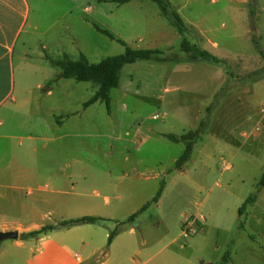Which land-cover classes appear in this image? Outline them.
<instances>
[{
    "label": "rangeland",
    "instance_id": "rangeland-1",
    "mask_svg": "<svg viewBox=\"0 0 264 264\" xmlns=\"http://www.w3.org/2000/svg\"><path fill=\"white\" fill-rule=\"evenodd\" d=\"M31 1L36 58L25 68L24 89L46 81L47 73L56 87L59 70L42 63L40 53L50 62L85 56L95 65L130 47L159 50L172 61L125 66L110 109L101 102L84 108L98 91L93 83L58 84L71 88L63 128L49 112L59 92L53 100L38 93V125H7L10 138L0 139V195L6 187L13 232L101 217L109 233L134 229L149 264H264V0H169L188 27L183 36L150 0ZM184 38L223 64L190 62L181 51ZM34 66H40L37 75ZM30 108L22 110L21 122ZM137 131L144 140L139 145ZM196 131L192 157L177 170L186 143L165 136ZM252 195L257 203L239 215ZM44 216L48 220L39 222ZM186 219L196 222L197 233L180 239Z\"/></svg>",
    "mask_w": 264,
    "mask_h": 264
},
{
    "label": "crops",
    "instance_id": "crops-1",
    "mask_svg": "<svg viewBox=\"0 0 264 264\" xmlns=\"http://www.w3.org/2000/svg\"><path fill=\"white\" fill-rule=\"evenodd\" d=\"M33 4L31 0H0V139L10 138L6 131V127L10 123L26 127L39 124L40 99L37 95L40 92L52 100L56 93L60 94L59 104L49 109L56 126L63 128L66 117L71 114L65 109V102L66 99L69 100L71 88L65 87L64 84L60 87L58 84L61 85L63 81L72 79L61 78L60 69L57 68L59 72L56 74V87L52 86L50 75L47 73L46 81H38L28 88H23L22 79L25 75V68L28 66V62H32L36 58L32 53L33 45L30 38L37 30V26L32 23L33 8L36 9ZM25 28L32 29L33 32H27ZM24 35H26L25 39ZM42 48L46 49L45 46ZM37 58L42 60V63L45 62L56 68L44 54L40 53ZM37 63L40 65V61ZM44 68L46 69L45 73L48 72V68L45 66ZM39 72L40 66H34L31 74L37 75ZM22 92L23 95L20 97L19 94ZM30 106L35 109L31 110V114L27 113L28 120L21 122L19 117L23 115L22 110H26ZM33 115L36 117L35 119ZM142 138L140 132L137 131L138 145L144 142ZM34 139L31 138V140ZM1 190L4 193L0 195V224H10L11 227L2 228L0 232H13L18 230L14 227L17 223L10 221L6 215L8 208L4 202L7 199L6 187H2ZM52 214L53 212H50L48 216ZM46 220L48 219L44 216V219L39 222L45 223ZM254 222L257 226L262 225L260 220L256 219ZM104 224L105 222L99 225L58 229L29 239H22L21 236L40 229L24 232L19 235L17 240H7L8 243L0 242V264H149V260H145V256H148L145 254L146 243L142 242L140 245L134 240V229L120 232L108 252L105 253L110 233L103 230ZM198 226L200 231H204L203 222H199ZM244 227H247V220ZM182 237L181 234L179 238ZM178 241L176 239L170 246L176 245ZM173 262L178 263V260Z\"/></svg>",
    "mask_w": 264,
    "mask_h": 264
},
{
    "label": "trees",
    "instance_id": "trees-1",
    "mask_svg": "<svg viewBox=\"0 0 264 264\" xmlns=\"http://www.w3.org/2000/svg\"><path fill=\"white\" fill-rule=\"evenodd\" d=\"M133 0H115L116 3L124 5L130 3ZM158 5L161 14L169 20L172 26L177 32L183 36L187 33L188 27L185 24L183 18L178 12H176L169 0H150ZM98 31L107 36L112 41H116L123 46L126 43L116 38L112 33L107 30L97 28ZM181 51L189 56V60L192 63L206 62L214 65H222L223 62L215 55L199 49L197 46H192L185 38L181 43ZM139 61H153V62H167L172 61V58L164 56V53L159 50H134L130 47H126V51L123 55L109 57L100 64H90L85 56H82L78 61H52L51 64L61 70L60 77L63 79H73L78 83H93L98 87V91L95 96L84 104V108L87 109L90 106L101 102L106 104L107 108L110 109L111 97L110 93L113 89H117L120 86V74L125 66L133 65ZM199 131L189 132L188 134L178 138L174 135L165 136L168 140L174 143L183 141L186 143L185 151L182 157L176 162V169L181 170L190 161L194 145L199 137ZM260 188H264V176L260 181ZM163 193L161 189L158 195L153 199V203H157ZM259 193V191L257 192ZM257 196H250L243 206L239 209V215L245 211V209L251 204L256 203ZM147 206L141 209V212L145 211ZM137 214L131 216L127 221H134ZM106 220L93 217L84 216L77 219L63 221L57 225L44 226L39 231H35L26 235H22V239L35 238L43 234L58 230V229H70L77 226L83 225H99ZM119 234L118 230L110 232L108 237V243L105 253L108 252L109 247L113 243L115 237Z\"/></svg>",
    "mask_w": 264,
    "mask_h": 264
},
{
    "label": "built area",
    "instance_id": "built-area-1",
    "mask_svg": "<svg viewBox=\"0 0 264 264\" xmlns=\"http://www.w3.org/2000/svg\"><path fill=\"white\" fill-rule=\"evenodd\" d=\"M154 120H158L159 116L153 117ZM197 233V224L196 222L190 221L189 219L185 220V228L182 232L184 238H188L190 235Z\"/></svg>",
    "mask_w": 264,
    "mask_h": 264
},
{
    "label": "water",
    "instance_id": "water-1",
    "mask_svg": "<svg viewBox=\"0 0 264 264\" xmlns=\"http://www.w3.org/2000/svg\"><path fill=\"white\" fill-rule=\"evenodd\" d=\"M19 238L18 232H0V242L7 240H17Z\"/></svg>",
    "mask_w": 264,
    "mask_h": 264
}]
</instances>
